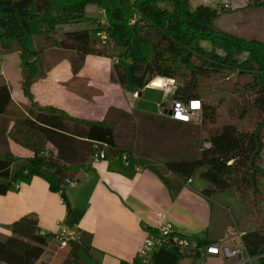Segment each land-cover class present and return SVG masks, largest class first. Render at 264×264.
<instances>
[{"label":"trees","instance_id":"obj_1","mask_svg":"<svg viewBox=\"0 0 264 264\" xmlns=\"http://www.w3.org/2000/svg\"><path fill=\"white\" fill-rule=\"evenodd\" d=\"M89 3L104 10L106 23L75 27L73 24L84 19ZM251 3L264 6V0ZM218 9L203 2L192 7L190 0H0V58L18 53L21 89L29 100L21 103L13 99L11 85L0 68V193L40 175L51 190L60 192L69 209L66 188L87 177L89 159L118 157L127 166L152 169L173 193L198 173L207 181L234 187L259 206L264 201V38L245 37L217 26ZM202 40H209L211 46L205 47ZM241 54L244 56L239 57ZM88 55L115 58L113 79L133 93L157 75L173 77L175 84L168 91L172 101L201 99L199 76L235 71L246 78L235 120L223 122L211 133L207 138L210 145L203 143L199 154L155 163L126 144L131 127L121 130L120 121L77 116L35 98L33 83L63 59L68 60L72 72L65 85L86 96L95 94L97 89L78 76ZM181 70L187 72L183 77ZM249 111L254 117L247 124ZM11 142L27 154L17 155ZM19 160L22 163L14 167ZM8 228L10 233L0 234L2 264H50L61 245L56 232L39 230L37 216L32 213L12 221ZM149 230L157 233L156 227ZM174 233L186 234L175 230L163 237L147 261L136 256L120 264H174L218 241L195 236L190 237L193 245L181 248L172 240ZM242 242L254 257L253 264H264V226L246 230ZM66 245L67 255L59 264H86L84 256L99 254L88 231H77Z\"/></svg>","mask_w":264,"mask_h":264},{"label":"crops","instance_id":"obj_2","mask_svg":"<svg viewBox=\"0 0 264 264\" xmlns=\"http://www.w3.org/2000/svg\"><path fill=\"white\" fill-rule=\"evenodd\" d=\"M204 2L211 3L208 0ZM89 6H91L89 9L95 10L98 15L104 14V10L98 5L93 7L89 4L87 9ZM90 17L93 15H87V18ZM103 17L99 16V20H104ZM84 19L73 25L75 27L95 26L84 24ZM8 55L19 59L15 51L4 54L0 60ZM89 56L86 57L78 76L84 77L87 85L91 89H97V92L86 96L66 85L65 87L73 107L80 108L78 103H82L86 112L94 113L96 109L92 103L97 96L101 95V90L92 83L90 75L83 71ZM93 57L107 60L112 69L115 58L102 55ZM64 62L67 63L68 60L63 59L56 63L44 77L38 80L45 79L50 72ZM67 65L68 76L64 81L72 78L69 62ZM20 70L14 71L13 75L8 74V71H1L11 85L13 99L16 102L29 103L20 87ZM146 89L161 91L162 99L159 110L153 112L136 105L135 99H140ZM134 94H136L134 100L127 107L108 104L101 114L95 117L68 109L64 104L42 101L39 97H35L42 103L56 104L77 116L91 119L106 117L112 122L120 121L121 130L131 127L129 129L132 132H129L126 144L131 146L137 155L158 164L168 158L192 157L201 152V145L207 140L199 129L194 130L197 123L177 120L169 115L168 107L172 99L168 92L161 87L147 84ZM10 145L14 152L24 149L14 142ZM89 160L91 170L88 171L87 177L70 183L66 188L69 209L63 202L60 192L51 190L47 180L40 175H34L29 181L21 182L16 189L0 193V234L10 233L8 225L12 221L32 213L37 216L38 228L43 233L55 232L62 224L75 231L90 232L91 245L99 254L96 257L84 256L86 264H120L122 260L131 262L138 256V249L149 234V229L163 223H173L176 229L186 233L189 237H209L224 240L226 243H235L238 236L242 242V234L252 229L227 233L212 228L214 218H220L221 214L224 215V209H226L224 204L227 206L229 201L225 203L211 198L213 185L210 181L205 179L195 181L191 177L176 193H173L159 174L148 167L127 166V162L118 157L113 159L90 158ZM130 170L133 171L132 175L127 173ZM171 175L176 176L175 173ZM244 204L243 209L235 207L231 202L228 207L237 210L235 212L240 210L243 219L249 221L252 219L253 206L251 202ZM258 209L259 218L264 221V201H261ZM67 252L68 246L60 245L50 264H59ZM212 259L219 260V263L222 261L220 256L199 249L197 255L183 256L174 264H210L209 261ZM0 264H2L1 261Z\"/></svg>","mask_w":264,"mask_h":264},{"label":"rangeland","instance_id":"obj_3","mask_svg":"<svg viewBox=\"0 0 264 264\" xmlns=\"http://www.w3.org/2000/svg\"><path fill=\"white\" fill-rule=\"evenodd\" d=\"M205 0H190L191 6H195L196 3L204 2ZM210 5L218 7L219 14L215 19V24L223 29L231 30L236 34L245 37H262L264 38V6L256 5L251 3L254 0H208ZM93 7L96 6L94 3H89ZM86 5L84 21L86 25H97L100 20L99 16H104L103 19L106 23L105 15H98L95 10H90ZM87 15H93V17L87 18ZM104 25V24H103ZM202 44L209 48L211 43L209 40H202ZM222 50V49H220ZM245 54V53H244ZM239 55V57L244 56ZM90 55L87 60V64L84 67V73L90 75L92 83L98 86L101 90V95L94 99L92 105L96 111L86 112L83 108L82 103L80 108L73 107L67 94L65 87V79L68 76V65L66 62L58 65L50 74L43 80H36V85L32 92L34 96H37L42 101H52L60 104H64L68 109L79 111L81 114L98 116L101 111L108 104L128 106L131 101L134 100L135 95L130 90L117 83L111 74L110 62L102 60L97 57ZM15 57V56H14ZM20 58H11V56H5L0 60L1 70H5L8 74L13 75L14 71L17 72L21 69ZM21 71V70H20ZM187 74L185 70L180 71V77ZM22 77V74H21ZM246 78L238 76L235 71L224 70L215 75H204L198 77V88L201 94V100L203 103V113L201 122L197 123L194 130L199 129L203 133V137L207 140L208 136L215 132L219 126L225 121H233L234 111L236 109V103L242 101L241 88L242 83ZM20 87H21V81ZM34 84V83H33ZM175 81L172 83V87ZM238 87H240L238 89ZM162 88V87H161ZM165 92H168L163 88ZM138 95V94H137ZM36 98V97H35ZM37 99V98H36ZM162 99V93L157 89H146L143 96L140 99H135L136 105H139L150 111H157L160 109L159 104ZM174 101L169 104L168 111L171 108ZM23 103V102H21ZM72 107V108H71ZM75 108V109H74ZM254 112H248L246 123L252 122ZM197 127V128H196ZM198 130V131H199ZM207 141H204V143ZM206 151V150H205ZM205 151H203V160ZM17 155L23 156L27 154L24 149L15 151ZM22 163L21 160L14 163V167L19 166ZM193 178L196 180L203 179L198 173L193 174ZM213 185V192H211V198L214 200H221L227 202V206L224 204V215L220 218L215 217L212 222V228L218 231H226L227 233H235L248 228L264 226V221L259 218V209L257 201L253 202L251 197H242L239 192L231 186L222 185L211 182ZM231 203H234L235 207L242 208L244 203L251 202L253 206V213L251 220H244L243 214L239 210H232L228 207ZM255 203V204H253ZM228 207V208H227ZM256 208V209H255ZM243 209V208H242ZM240 212V213H239ZM224 244L231 247L240 244L241 240L238 236V240L235 243H226L224 240H220ZM210 264H219V260L212 259L209 261Z\"/></svg>","mask_w":264,"mask_h":264},{"label":"built area","instance_id":"obj_4","mask_svg":"<svg viewBox=\"0 0 264 264\" xmlns=\"http://www.w3.org/2000/svg\"><path fill=\"white\" fill-rule=\"evenodd\" d=\"M100 23L102 25L105 21L101 20ZM103 33V31L101 33L99 32V34ZM155 78H160V83H154ZM173 82V77L157 75L151 79L148 84L155 87H162L167 91H170ZM168 113L171 117L177 120L200 123L203 113V103L198 97H193L188 100H175ZM204 145L209 146L210 143L205 142ZM100 155H103V151L100 152ZM94 159L97 158L94 157ZM188 180H190V178ZM156 228L157 233H149L138 249L137 255L144 261L149 259L152 251L162 242L163 237H168L172 232L178 230L171 222L160 224ZM55 232V238L60 241L61 245H66L69 239L77 236V231L68 228L64 224L60 225L59 229ZM172 240L181 248L193 245L192 239L187 234L176 235L174 233L172 235ZM200 249H204L206 253L220 256L222 261L219 264H253L254 260V257L248 253L247 247L243 242L237 246L231 247L218 240L206 244L200 247Z\"/></svg>","mask_w":264,"mask_h":264},{"label":"bare ground","instance_id":"obj_5","mask_svg":"<svg viewBox=\"0 0 264 264\" xmlns=\"http://www.w3.org/2000/svg\"><path fill=\"white\" fill-rule=\"evenodd\" d=\"M160 81H161L160 78H155L154 83H157L158 84V83H160Z\"/></svg>","mask_w":264,"mask_h":264}]
</instances>
